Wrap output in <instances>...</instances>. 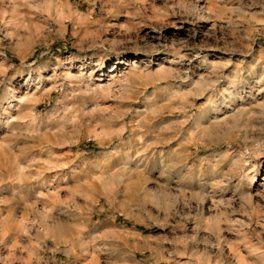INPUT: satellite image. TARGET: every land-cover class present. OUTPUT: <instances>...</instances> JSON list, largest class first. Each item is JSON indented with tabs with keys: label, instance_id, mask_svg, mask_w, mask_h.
<instances>
[{
	"label": "rangeland",
	"instance_id": "rangeland-1",
	"mask_svg": "<svg viewBox=\"0 0 264 264\" xmlns=\"http://www.w3.org/2000/svg\"><path fill=\"white\" fill-rule=\"evenodd\" d=\"M0 264H264V0H0Z\"/></svg>",
	"mask_w": 264,
	"mask_h": 264
},
{
	"label": "bare ground",
	"instance_id": "bare-ground-1",
	"mask_svg": "<svg viewBox=\"0 0 264 264\" xmlns=\"http://www.w3.org/2000/svg\"><path fill=\"white\" fill-rule=\"evenodd\" d=\"M115 83V82H114Z\"/></svg>",
	"mask_w": 264,
	"mask_h": 264
}]
</instances>
